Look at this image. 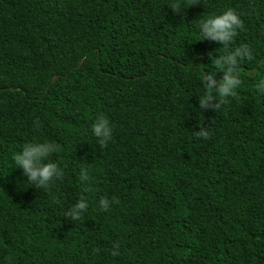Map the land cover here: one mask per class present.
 Segmentation results:
<instances>
[{
	"label": "trees",
	"instance_id": "16d2710c",
	"mask_svg": "<svg viewBox=\"0 0 264 264\" xmlns=\"http://www.w3.org/2000/svg\"><path fill=\"white\" fill-rule=\"evenodd\" d=\"M171 2L0 0V264H264V0H179L178 15ZM227 8L243 21L230 48L252 59L234 97L199 109L223 50L196 19ZM45 139L64 174L33 188L11 154Z\"/></svg>",
	"mask_w": 264,
	"mask_h": 264
},
{
	"label": "clouds",
	"instance_id": "9594fccd",
	"mask_svg": "<svg viewBox=\"0 0 264 264\" xmlns=\"http://www.w3.org/2000/svg\"><path fill=\"white\" fill-rule=\"evenodd\" d=\"M169 8L177 15L185 10L179 0H172ZM242 27L241 16L232 8L207 16L202 15L196 19L195 30L198 41L218 42L221 45L219 49L223 50V54L218 55L215 59H212L211 53L208 54L211 64L217 66V72L216 74H205L201 80L203 92L198 97L199 109L217 111L227 102L228 98L236 95V90L241 86V65L245 60L252 59V49L247 44L231 48L230 45ZM217 75H219V79H216ZM256 87L259 93L264 95V82L258 83ZM90 128L91 134L97 139L100 147H106L113 138V128L103 114H98L95 117ZM196 134L207 139L210 132L207 128L200 127V131ZM58 150L59 145L56 142L46 139L35 140L24 144L18 151H13L11 160L14 168L20 169L23 176L26 177L25 182L33 185V188L46 189L53 181L62 179L64 174L62 167L50 159ZM89 172L90 168L86 164L79 171V180L82 191L85 193L90 191ZM110 204L111 201L108 198H100L98 208L107 211ZM88 207L89 201L86 196H80L65 211V217L72 221L78 220ZM118 248L119 245H113L111 253L113 256L119 255Z\"/></svg>",
	"mask_w": 264,
	"mask_h": 264
},
{
	"label": "water",
	"instance_id": "95a60500",
	"mask_svg": "<svg viewBox=\"0 0 264 264\" xmlns=\"http://www.w3.org/2000/svg\"><path fill=\"white\" fill-rule=\"evenodd\" d=\"M58 77H56L55 79H57Z\"/></svg>",
	"mask_w": 264,
	"mask_h": 264
}]
</instances>
